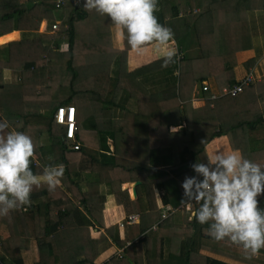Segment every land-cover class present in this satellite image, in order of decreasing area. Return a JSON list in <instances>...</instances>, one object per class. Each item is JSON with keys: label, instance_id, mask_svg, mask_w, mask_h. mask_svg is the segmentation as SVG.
Instances as JSON below:
<instances>
[{"label": "trees", "instance_id": "1", "mask_svg": "<svg viewBox=\"0 0 264 264\" xmlns=\"http://www.w3.org/2000/svg\"><path fill=\"white\" fill-rule=\"evenodd\" d=\"M58 1L0 0V35L38 31L45 18L59 21L55 33L0 50V119L7 121V130L32 138L34 173L47 164L64 169L54 191L44 184L34 187L28 205L0 216L1 261L42 264L34 252L40 239L41 258L48 264H98L111 244L121 251L105 264H264V248L246 256L241 246L212 239L207 225L194 217L187 220L188 214L161 218L167 205L181 206V181L194 174L193 162H206V147L215 137L232 139L235 132L243 156L264 165V137L254 136L264 126V78L236 96L215 99L213 106L192 105L196 84L210 80L213 90L202 89L209 97L235 83L238 54L252 43L248 14H264V0H158V21L175 40L194 28L202 55L177 54L167 67H161L160 58L135 70L128 67L131 47L123 29L120 48L116 26L106 15L86 10L82 0ZM49 26L45 20L42 31ZM6 67L21 79L6 84ZM70 103L80 115L75 138L66 137L55 117L59 106ZM177 106H182L179 119ZM48 108L51 113L43 111ZM178 123L185 126L172 131ZM55 144L62 151L58 159ZM137 181L133 199L123 186ZM102 186L124 206L122 225H106ZM259 200L264 207V196ZM190 204L193 212L199 206ZM113 208L109 200L110 222L115 220ZM132 214L139 215L137 225Z\"/></svg>", "mask_w": 264, "mask_h": 264}, {"label": "clouds", "instance_id": "2", "mask_svg": "<svg viewBox=\"0 0 264 264\" xmlns=\"http://www.w3.org/2000/svg\"><path fill=\"white\" fill-rule=\"evenodd\" d=\"M157 2L82 0L86 10L106 15L123 29L132 49L154 43L163 51L161 67H167L178 58L177 49L170 45L171 29L155 15ZM7 129V121L0 119V216L28 205L34 187L44 184L49 192L54 191L64 171L63 165L47 164L41 173H34L30 167L34 157L32 138L23 131ZM205 159L193 162L190 167L194 174L181 181V203L195 201L199 205L190 218L207 225L206 234L212 239L228 240L241 246L246 256L255 255L264 248V207L259 200L264 196V165L245 158L239 150H217L206 154Z\"/></svg>", "mask_w": 264, "mask_h": 264}, {"label": "crops", "instance_id": "3", "mask_svg": "<svg viewBox=\"0 0 264 264\" xmlns=\"http://www.w3.org/2000/svg\"><path fill=\"white\" fill-rule=\"evenodd\" d=\"M31 1L33 2L34 0H31ZM158 10H159V7L157 6L156 12H158ZM45 20H49V22L57 21V20L45 18L42 20V22L40 24V28L38 31H36V30L35 31H24V30L21 31L19 29H15L13 31H10L8 33H4V34L0 35V50H3L4 47H6L7 44H9L11 42L19 41L21 39H23V40L32 39L39 34H42V35L49 34L50 26L48 27L47 30L42 31L43 22ZM248 21L251 25V33H252V40L253 41L251 43V46L248 49L242 50L238 54L239 57H238L237 64L235 66H233V75L235 76V80H236L235 83H237L242 77H244L246 74H249V73L252 74L254 77V82L252 81L253 83L258 82L260 79L264 78V14L259 10L252 11L248 14ZM116 40H117L118 47L123 48L124 47L123 31H122V29H118L117 27H116ZM170 45L177 49V54H179V55H185L187 57H192V58L201 57V55H202V51L200 49L194 28H191L189 30V32L179 40H175L173 38L172 41H170ZM64 46H65V44H64ZM160 58H163V51L161 49H158L154 43H150V44L144 46L143 48H141L139 50L131 48L129 51V55H128V67H129V70H135L141 66L149 64L151 62H154ZM229 66L230 65H227V67H229ZM2 75H3V81L6 84H12L15 82V80L19 81L21 79V77H20L21 75L20 74L16 75L15 69H13V68L11 69L9 67H6L5 69H3ZM203 82H207L209 84V90H213V85H212V82H210V80H205ZM225 87H227V86H225ZM217 93H218L217 91H213L212 95L217 94ZM220 97H222V96H220ZM220 97H217V98H220ZM217 98H215V99H217ZM215 99H213L211 96H209V97L204 96V94L202 92V84L198 83L195 85L194 97L192 99V105L194 108H200V107L208 106V105L213 106ZM70 104H74V103H70ZM43 111L47 112V113H51L52 108L43 109ZM175 111H176L177 118L179 119L181 112H182V106H177ZM79 117H80V115H79V111L77 109V123H78ZM183 126H185L184 123L183 124L178 123V124H175L174 126H171L170 129L172 131H177L180 129V127H183ZM64 129H65V127H64ZM232 135H233L232 139H230L228 135H221V136L215 137L211 142L208 143V145L206 147L207 154L208 155L213 154L217 150H223V151L238 150L237 147L239 146V140H238L237 134L234 132ZM254 136L258 140L260 138H263L264 137V126H261V128L259 127L256 130V134ZM262 140H264V139H262ZM108 143L110 144L111 151H114L115 147H114V144L112 142V139H109ZM55 147L60 148L59 144L55 145ZM55 151L56 150L53 149V152H55ZM60 151H61V148H60ZM36 162H38L37 159H36ZM127 185H129V184L126 183V186ZM134 186H135V183H134ZM102 187H106V186H102ZM124 189H126V188H124ZM129 191H130V195L134 194L133 188H131V189L129 188ZM106 193H107V202L111 196L112 197L111 201L117 207V208H113L116 210L113 212V216H114L115 220L110 222V221H108V218H107V212H106L107 211V202H106V206H105V210H104L106 225L111 226V224L113 225L115 223H119L122 225V220L126 217L124 206L121 204H118L115 201L114 194H112L110 192L109 193L106 192ZM136 197H137V195L136 196L134 195L132 198L135 199ZM179 212H177V213H179ZM180 213L181 214L182 213L188 214V219H191L190 217H192V212L188 213V211L185 210L184 212L181 211ZM139 221H140V219H139ZM133 223L135 225H137L139 222L136 221ZM135 227L137 229V226H135ZM97 234H98V232H97ZM120 236L124 237L123 228L120 229ZM119 249L120 248H118L117 245L111 244L110 247H108V249L105 250L103 253L105 255V257L99 258L97 260V263L98 264H105V263L110 262L111 256L115 253L116 250L119 252ZM47 250H48V248H47ZM39 253L41 255V252H39ZM40 261L42 264H48L47 259H46V262H45V260H44V262L42 260H40Z\"/></svg>", "mask_w": 264, "mask_h": 264}, {"label": "built area", "instance_id": "4", "mask_svg": "<svg viewBox=\"0 0 264 264\" xmlns=\"http://www.w3.org/2000/svg\"><path fill=\"white\" fill-rule=\"evenodd\" d=\"M58 3H63L62 0H59ZM59 29V21H52L50 22V29L49 33H55ZM66 47V45H65ZM252 81H254V77L252 74H246L244 77H242L237 83H235L231 87H225L223 88V91L221 93L213 94L211 97L213 99L223 96V95H231L236 96L237 94L241 93L246 85H249ZM202 89L204 91L209 90V84L207 82L202 83ZM56 120L58 123L64 125L65 127V133L67 138H75L76 131L78 129V123H77V108L74 104L69 105H61L57 108L56 114H55ZM73 147L75 149L79 148V144H74ZM192 211L191 210V204H181L180 207H173L172 205H167L165 209L163 210L161 214L162 219L168 218L171 214L177 213L179 211ZM193 213V211H192ZM130 219L133 222L138 221L139 222V216L131 215ZM121 250H119L120 252ZM0 264H5L0 259Z\"/></svg>", "mask_w": 264, "mask_h": 264}, {"label": "rangeland", "instance_id": "5", "mask_svg": "<svg viewBox=\"0 0 264 264\" xmlns=\"http://www.w3.org/2000/svg\"><path fill=\"white\" fill-rule=\"evenodd\" d=\"M251 35H252V33H251ZM253 40H252V38H251V42H252ZM61 49L62 50H64L65 49V46L64 45H62V47H61ZM177 116V115H176ZM44 140L46 141L47 139H45L44 138ZM44 141V142H45ZM55 145H57V144H55ZM55 145H53V149H55L56 151L54 152V157H55V159H58L59 157H60V154H62V151H60V148H58V147H55ZM127 184H129V185H127L126 186V184H124V188H126V189H128L129 190V188L131 189V188H133V186H134V183L132 182V183H127ZM129 186V187H128ZM102 189V192H104V193H106V192H108L109 193V190L106 188V187H102L101 188ZM130 192V191H129ZM107 194V193H106ZM132 197L134 196V194L133 195H131ZM107 200V199H106ZM109 200H112L111 198L110 199H108V201ZM108 203V202H107ZM181 212V211H180ZM178 213L177 215L179 216H181V215H183V216H186L187 217V214H181V213ZM187 220H189L188 218H187ZM112 225V224H111ZM107 226H110V225H107ZM94 234H97V232H96V230H94ZM3 240H4V236L2 235V234H0V253H1V251H2V242H3ZM40 249L38 248V244H37V242H35V248H34V252L36 253V255L38 256V258H39V260H42L41 258H40V254H39V251ZM100 257L101 258H104L105 257V255L104 254H101L100 255ZM8 261H9V259H8Z\"/></svg>", "mask_w": 264, "mask_h": 264}, {"label": "water", "instance_id": "6", "mask_svg": "<svg viewBox=\"0 0 264 264\" xmlns=\"http://www.w3.org/2000/svg\"><path fill=\"white\" fill-rule=\"evenodd\" d=\"M139 183H140L139 181L135 182V186L133 187V192H134V195H135V196L137 195V188H136V186H137Z\"/></svg>", "mask_w": 264, "mask_h": 264}]
</instances>
